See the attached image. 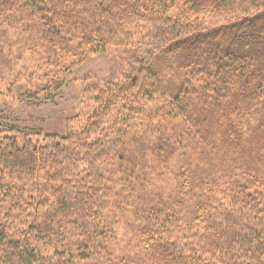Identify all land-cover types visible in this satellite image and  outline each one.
<instances>
[{"label": "trees", "instance_id": "16d2710c", "mask_svg": "<svg viewBox=\"0 0 264 264\" xmlns=\"http://www.w3.org/2000/svg\"><path fill=\"white\" fill-rule=\"evenodd\" d=\"M20 12L7 94L81 108L0 132V264H264V0H0V28ZM103 55L118 78H73Z\"/></svg>", "mask_w": 264, "mask_h": 264}, {"label": "rangeland", "instance_id": "374dc122", "mask_svg": "<svg viewBox=\"0 0 264 264\" xmlns=\"http://www.w3.org/2000/svg\"><path fill=\"white\" fill-rule=\"evenodd\" d=\"M10 16V20L16 18L15 24L8 28L2 25L0 28V58L8 63L12 54H9L4 44H6V40L13 41L16 36H20L26 13L20 12L19 15L15 13ZM230 19L228 18L227 21L229 22ZM219 23L222 22L219 21ZM219 23L214 22V24ZM3 38H6L4 43L2 42ZM17 52V49H14L13 54ZM6 56H8L7 59ZM23 57L22 62L16 65H9L0 61V132L3 131V135H14L17 138L23 137L30 131L33 133L40 132L41 135H47L48 133L64 134L66 120L76 116L81 108V97L76 85L70 83L51 99L50 96L45 94H42L39 98H34L33 91L30 90L27 84L22 82L15 84L12 87L11 94L8 95L9 83L15 78L12 75L20 71L22 66L31 68V58L28 55ZM84 74L95 75L103 81V84L111 79L118 78V75L114 77L115 68H113V63L105 55L94 57L87 64L76 69L73 78L81 77ZM37 85L38 83H33L32 88ZM45 100L46 102H44Z\"/></svg>", "mask_w": 264, "mask_h": 264}]
</instances>
